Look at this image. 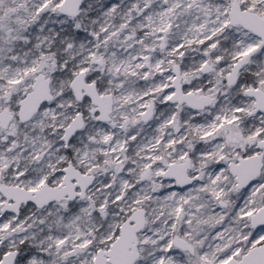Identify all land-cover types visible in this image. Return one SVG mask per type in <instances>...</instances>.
I'll return each mask as SVG.
<instances>
[{
	"label": "snow or ice",
	"instance_id": "snow-or-ice-1",
	"mask_svg": "<svg viewBox=\"0 0 264 264\" xmlns=\"http://www.w3.org/2000/svg\"><path fill=\"white\" fill-rule=\"evenodd\" d=\"M0 264H264V0H0Z\"/></svg>",
	"mask_w": 264,
	"mask_h": 264
}]
</instances>
